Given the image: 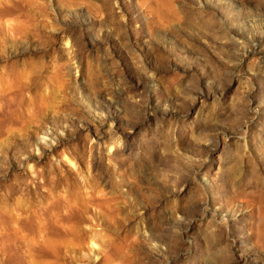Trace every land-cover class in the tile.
<instances>
[{"label":"rangeland","instance_id":"rangeland-1","mask_svg":"<svg viewBox=\"0 0 264 264\" xmlns=\"http://www.w3.org/2000/svg\"><path fill=\"white\" fill-rule=\"evenodd\" d=\"M0 96V264H264V0H0Z\"/></svg>","mask_w":264,"mask_h":264},{"label":"bare ground","instance_id":"bare-ground-1","mask_svg":"<svg viewBox=\"0 0 264 264\" xmlns=\"http://www.w3.org/2000/svg\"><path fill=\"white\" fill-rule=\"evenodd\" d=\"M0 98H3V96H0ZM6 101V100H5ZM7 102V101H6ZM13 104V103H12ZM0 105H2V104H0ZM11 106V105H10ZM9 107V106H8ZM11 107H13V106H11ZM13 110V109H12ZM12 111L10 110V109H8V108H2V109H0V120L1 121H5V122H13L14 121V118H13V116H12ZM16 121V120H15ZM2 123V122H1ZM0 126H1V124H0ZM8 127H10V126H8ZM73 206V205H72ZM68 207H69V205H68ZM54 208V207H53ZM56 209H57V207H55ZM54 208V209H55ZM59 208V207H58ZM66 209V208H65ZM70 209V208H69ZM76 209V208H75ZM74 209V210H75ZM52 209H50V208H47L45 211H44V217H42V215L40 216L43 220H45L46 222H43V223H40L41 224V226H42V228L41 229H43V230H45V229H50V227H51V225H52V223L54 222H57V221H60V220H67L68 218L66 217V215H63L62 213H61V210L59 209V211H51ZM58 210V209H57ZM51 211V212H50ZM76 211V210H75ZM78 211V210H77ZM63 212V211H62ZM65 212V211H64ZM68 212V211H67ZM49 213H51V214H49ZM69 213V212H68ZM49 214V215H48ZM72 214V213H71ZM75 215H76V213H75ZM69 216H71L70 214H69ZM73 216H74V214H73ZM65 217L67 218V219H65ZM69 219H70V217H69ZM38 222V221H37ZM37 222H35V223H37ZM61 222V221H60ZM37 225H38V223H37ZM59 225V224H58ZM39 226V225H38ZM48 226V227H47ZM54 226V225H53ZM59 228V227H58ZM52 229V228H51ZM37 230H39L38 229V227H37ZM56 231V230H55ZM18 232V228H10V231L8 230V237L9 238H12V236L14 235V234H16ZM52 232V231H51ZM18 234V233H17ZM15 237V236H14Z\"/></svg>","mask_w":264,"mask_h":264}]
</instances>
